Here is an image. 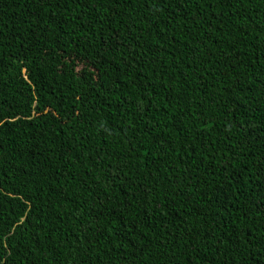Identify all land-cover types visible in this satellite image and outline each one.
Returning <instances> with one entry per match:
<instances>
[{"label":"trees","instance_id":"1","mask_svg":"<svg viewBox=\"0 0 264 264\" xmlns=\"http://www.w3.org/2000/svg\"><path fill=\"white\" fill-rule=\"evenodd\" d=\"M0 264H264V0H0Z\"/></svg>","mask_w":264,"mask_h":264}]
</instances>
